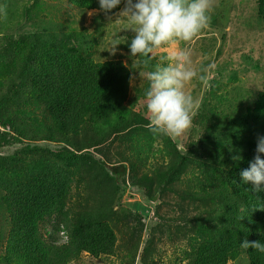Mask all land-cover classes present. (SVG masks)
Segmentation results:
<instances>
[{
  "label": "trees",
  "instance_id": "16d2710c",
  "mask_svg": "<svg viewBox=\"0 0 264 264\" xmlns=\"http://www.w3.org/2000/svg\"><path fill=\"white\" fill-rule=\"evenodd\" d=\"M41 1L0 10V212L10 223L0 235V264H85L84 255L162 264L152 248L174 239L183 251L175 264H264V253L242 244H264V193L238 186L264 136V0L241 2L250 39L209 70L215 38L202 37L193 84L210 87L175 142L149 128L146 77L158 59L131 57V33L116 27L119 56L96 60L66 14H31ZM66 1L104 13L98 0ZM218 16L210 13L213 25ZM237 153L241 160L232 159ZM134 191L153 205L149 227L135 209L117 213Z\"/></svg>",
  "mask_w": 264,
  "mask_h": 264
},
{
  "label": "clouds",
  "instance_id": "9594fccd",
  "mask_svg": "<svg viewBox=\"0 0 264 264\" xmlns=\"http://www.w3.org/2000/svg\"><path fill=\"white\" fill-rule=\"evenodd\" d=\"M98 3L109 19L116 16L127 21L126 28L131 33L127 43L131 57H143L145 64L158 59L154 70L146 77L149 128L155 136H165L175 142L191 127L194 100L186 92V86L198 76L192 67L190 52L177 46L191 42L208 27L211 0H98ZM118 8V12L113 11ZM120 44L114 39L106 49L115 55ZM162 49L163 54L158 55ZM199 78L204 79L203 76ZM261 154H264V136L258 138L256 155L249 167L240 172L238 184H250V190L255 193H264V158ZM232 159L238 161L242 156L237 153ZM60 235L63 241L68 239L65 232L61 231ZM242 244L264 253V244L260 241L246 239Z\"/></svg>",
  "mask_w": 264,
  "mask_h": 264
},
{
  "label": "rangeland",
  "instance_id": "374dc122",
  "mask_svg": "<svg viewBox=\"0 0 264 264\" xmlns=\"http://www.w3.org/2000/svg\"><path fill=\"white\" fill-rule=\"evenodd\" d=\"M24 0H0V10H7L10 12L11 10H20L22 2ZM60 2L62 5L61 10H51L52 4ZM244 0H211L212 3V10L218 11L219 10V16L216 18V20L213 22H209V25L206 29H204L202 32H200L194 39L185 44V46L182 48V43L179 44L178 48L180 49H187L191 54V60H192V67L197 71L198 65L201 63L203 58V53L200 49L202 37L206 36L207 38H215L214 43L215 45V51L213 53V58L210 61V64L207 66V69L209 70L211 65L215 64L219 59L226 56L229 53L230 47H232L234 44L240 46V43H243L244 39H250L248 35H250L247 31L248 28H246V25L244 22L242 23V11L246 10V1L241 4V2ZM40 3L47 4L48 6L45 8L46 11H43L39 13V10H45L44 8H40ZM66 0H42L39 2L38 6L34 5V8L31 10H34L31 12L32 15L39 14L41 17H46L47 19L53 18V15H56L58 18L61 19V16H64L65 18H68L69 26L72 27L73 33L78 34V37L82 39V47L86 48V52L88 51L90 55L93 56L96 60L101 61H107L114 59L118 57L119 55V48L115 55H112L109 50L106 48L109 46L110 42L114 39H117L118 33H120L119 30L116 29V27L124 28L126 27L127 21L117 18L116 16H112L111 19H109L108 15H105L104 13H99L95 10H89V11H82L78 9H71L69 6H67ZM210 12V13H211ZM67 16H66V15ZM27 20V19H26ZM62 20V19H61ZM102 21H104V25L102 24ZM31 23V19H28L26 22V27H29ZM123 26L121 27V25ZM65 29H68V26L63 27ZM31 29V28H30ZM60 30V29H59ZM223 30L226 32V38L223 36ZM119 31V32H118ZM234 31V32H233ZM214 36V37H212ZM73 42H75L73 40ZM79 42V41H78ZM241 47V46H240ZM199 49V50H198ZM235 59H239V56L234 54ZM125 60V59H124ZM194 80L188 83L186 86V92H188L194 100V107L192 110V117L196 116L197 108L199 104L201 103L202 99L205 97L207 90L209 89V83L205 84L202 89H199L195 87L193 84ZM142 106H140L139 109H141ZM182 144V142L179 143V145ZM16 145L9 147L10 151L14 149ZM85 194L82 195L83 199L82 201H85ZM126 196V195H125ZM157 196V199L154 201L157 202L159 199V196ZM155 198V197H154ZM126 200V201H125ZM121 202L123 203L122 207H118L117 213L121 215H125L126 213H130L133 210L132 214H135L136 211H139V214L142 216H146V224L149 227L152 223V218H154V209L153 205H151V201L148 200L144 193L136 192L132 193L130 197H122ZM137 207V208H136ZM131 208V209H130ZM161 212H169L168 206H163V209ZM168 214V213H167ZM6 217L0 212V235L2 232H6L8 230V227L10 225L8 221V226L6 225ZM119 231V230H118ZM117 231V232H118ZM118 236L120 235L118 232ZM0 246H2L0 241ZM142 246V244H141ZM182 247L181 242L179 239L173 240V241H164V242H157L156 246L152 248V250H156V254L158 253V256L156 259H158L159 262L162 264H175L177 263L176 259L177 257L181 256L183 251H176L175 249L177 247ZM155 253V252H154ZM85 264H108L105 261L99 262L96 259L91 261L87 255L83 256ZM116 263L118 261V258L113 257L112 258ZM109 262V261H107ZM111 263V262H110ZM75 264V263H72ZM83 264V262L81 263ZM229 264H234L230 262Z\"/></svg>",
  "mask_w": 264,
  "mask_h": 264
},
{
  "label": "water",
  "instance_id": "95a60500",
  "mask_svg": "<svg viewBox=\"0 0 264 264\" xmlns=\"http://www.w3.org/2000/svg\"><path fill=\"white\" fill-rule=\"evenodd\" d=\"M180 149L182 150V151H184L185 150V148L183 147V145L182 144H180ZM155 200L157 199V196H155V198H154Z\"/></svg>",
  "mask_w": 264,
  "mask_h": 264
}]
</instances>
